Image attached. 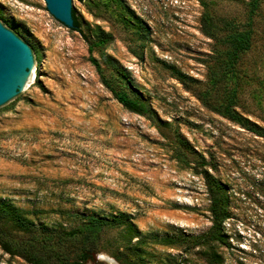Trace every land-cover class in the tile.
Listing matches in <instances>:
<instances>
[{
	"label": "rangeland",
	"instance_id": "374dc122",
	"mask_svg": "<svg viewBox=\"0 0 264 264\" xmlns=\"http://www.w3.org/2000/svg\"><path fill=\"white\" fill-rule=\"evenodd\" d=\"M252 1L119 0L111 9L75 1L89 38L97 28L113 38L94 52L105 75L109 57L151 108L147 118L114 99L81 34L45 0H0V20L36 52L34 84L0 113V203L23 211L32 228L109 220L89 264H104L99 254L118 264H264V138L201 99L224 50L203 30L208 12L252 32L236 78L211 90V100L223 102L235 87V109L264 129V0L254 11ZM200 168L227 186L225 244L191 243L211 226ZM0 264L29 263L0 248Z\"/></svg>",
	"mask_w": 264,
	"mask_h": 264
},
{
	"label": "trees",
	"instance_id": "16d2710c",
	"mask_svg": "<svg viewBox=\"0 0 264 264\" xmlns=\"http://www.w3.org/2000/svg\"><path fill=\"white\" fill-rule=\"evenodd\" d=\"M84 1V0H77ZM119 0H104V4L111 9L112 4L119 6ZM260 0L252 1V11L258 8ZM130 13L129 10H127ZM73 26L71 31H78L87 44L88 59L95 67L102 84L111 92L127 111L150 118L152 111L147 102L135 92L132 84L123 70L112 58H107V65L111 67L110 76H106L104 68L94 56L95 51L100 53L112 42V36L97 28L95 38H89L82 28V21L76 9L72 8ZM126 24L130 25L132 19L129 16L122 17ZM219 24V25H218ZM202 27L207 35L217 39L224 45L220 61L221 72H214L210 89L201 93V99L215 112L229 119L240 127L264 138V129L259 127L236 109L237 90L232 88L223 102L217 103L211 100V90L220 85H225L234 80L236 64L241 54L251 47L252 32L250 29L239 30L230 20L225 18L214 19L208 12L202 17ZM225 31L218 34L217 31ZM33 49V48H32ZM35 51V50H34ZM182 79L183 74H179ZM217 90V89H216ZM200 159V162H199ZM197 164L203 167L207 164L202 156H199ZM189 166L190 163L187 162ZM196 169V165H195ZM204 178L210 205L211 226L205 232L191 238L193 246H205L213 242L225 244L226 236L223 232V223L230 217L228 208L227 186L210 174L206 169L195 170ZM112 226L105 218H89L81 221L70 229H46L32 228L29 220L23 216V211L0 203V248L10 256L21 257L29 264H89L94 260L96 253L103 248V233ZM128 233H139L134 226L129 225ZM118 260L119 257L116 256ZM126 264H132L126 261ZM176 264H181L177 262Z\"/></svg>",
	"mask_w": 264,
	"mask_h": 264
},
{
	"label": "water",
	"instance_id": "95a60500",
	"mask_svg": "<svg viewBox=\"0 0 264 264\" xmlns=\"http://www.w3.org/2000/svg\"><path fill=\"white\" fill-rule=\"evenodd\" d=\"M76 0H45L49 13L60 23L73 26L72 8ZM33 51L0 20V113L8 112L34 84ZM104 264H118L113 258L99 254Z\"/></svg>",
	"mask_w": 264,
	"mask_h": 264
}]
</instances>
